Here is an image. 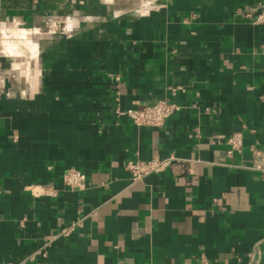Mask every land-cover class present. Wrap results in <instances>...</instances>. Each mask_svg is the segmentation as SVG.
I'll list each match as a JSON object with an SVG mask.
<instances>
[{
    "label": "crops",
    "instance_id": "crops-1",
    "mask_svg": "<svg viewBox=\"0 0 264 264\" xmlns=\"http://www.w3.org/2000/svg\"><path fill=\"white\" fill-rule=\"evenodd\" d=\"M263 11L0 0V45L13 20L37 45L0 55V264H264ZM163 100L179 110L160 127L118 114ZM153 158L174 163L134 180L126 164Z\"/></svg>",
    "mask_w": 264,
    "mask_h": 264
},
{
    "label": "built area",
    "instance_id": "built-area-1",
    "mask_svg": "<svg viewBox=\"0 0 264 264\" xmlns=\"http://www.w3.org/2000/svg\"><path fill=\"white\" fill-rule=\"evenodd\" d=\"M250 16V15H248ZM256 23H264V11L255 18ZM16 26V25H14ZM17 27V26H16ZM53 30L58 29L57 24H52ZM19 28H25L23 23L19 24ZM179 108L176 104L169 103L166 100L157 102L152 106H146L136 109H129L123 112H118L119 116L127 117L134 125L142 127H160L176 112ZM243 144L241 134H233L228 138L230 151L228 154H233L241 150ZM174 163L172 158H153L149 161H130L126 164L127 170L132 174L134 180H141L152 174H160L171 167ZM256 169L264 173V166L259 163ZM64 184L71 190H81L85 187L86 176L77 171L69 170L64 175ZM66 235L68 231H64Z\"/></svg>",
    "mask_w": 264,
    "mask_h": 264
},
{
    "label": "bare ground",
    "instance_id": "bare-ground-1",
    "mask_svg": "<svg viewBox=\"0 0 264 264\" xmlns=\"http://www.w3.org/2000/svg\"><path fill=\"white\" fill-rule=\"evenodd\" d=\"M7 32L8 33H6V35L4 37H7V38L12 37V38L16 39L18 43L27 47L26 49L29 51V53H31L32 56H34L37 53V45L32 40V34L25 36L24 34H21L19 32L18 27L17 28H11ZM3 48L10 55L15 56V55H18L16 53H19V51L16 52L17 51L16 49H18V47L16 45L3 43ZM14 66H18V65L15 64Z\"/></svg>",
    "mask_w": 264,
    "mask_h": 264
},
{
    "label": "clouds",
    "instance_id": "clouds-1",
    "mask_svg": "<svg viewBox=\"0 0 264 264\" xmlns=\"http://www.w3.org/2000/svg\"><path fill=\"white\" fill-rule=\"evenodd\" d=\"M21 22L18 20H13V24L16 25L18 27V30L21 34H24L25 36L27 35H31L33 32H35V29H27V28H19V24ZM72 24L69 23L68 25V30H71L72 28ZM5 29H6V23L4 21H0V35H3L5 33ZM5 54L3 51V46L0 45V55Z\"/></svg>",
    "mask_w": 264,
    "mask_h": 264
},
{
    "label": "rangeland",
    "instance_id": "rangeland-1",
    "mask_svg": "<svg viewBox=\"0 0 264 264\" xmlns=\"http://www.w3.org/2000/svg\"><path fill=\"white\" fill-rule=\"evenodd\" d=\"M11 39H13V41L15 42V44H13V45H16L17 47H18V49H16L15 51L16 52H22V50H26L25 51V56L24 57H19V58H15V57H12V58H10V60L11 61H15V62H18V63H23V62H25L26 60H27V57H29L28 56V54H29V51L26 49L27 47L26 46H24V45H21L20 43H18L17 42V40L16 39H14V38H12L11 37ZM33 41H35V40H33ZM17 54H19V53H17ZM31 54V53H30ZM15 68H17L18 66H14Z\"/></svg>",
    "mask_w": 264,
    "mask_h": 264
}]
</instances>
